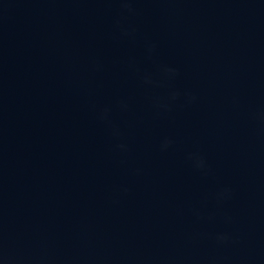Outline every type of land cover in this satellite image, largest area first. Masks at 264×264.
Instances as JSON below:
<instances>
[{
    "label": "water",
    "instance_id": "95a60500",
    "mask_svg": "<svg viewBox=\"0 0 264 264\" xmlns=\"http://www.w3.org/2000/svg\"><path fill=\"white\" fill-rule=\"evenodd\" d=\"M0 264H264V0H0Z\"/></svg>",
    "mask_w": 264,
    "mask_h": 264
}]
</instances>
